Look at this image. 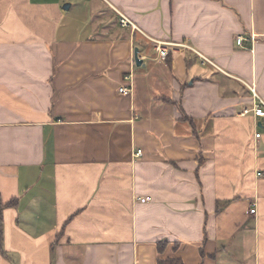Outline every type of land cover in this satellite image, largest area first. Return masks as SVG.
I'll return each instance as SVG.
<instances>
[{"label":"crops","instance_id":"obj_1","mask_svg":"<svg viewBox=\"0 0 264 264\" xmlns=\"http://www.w3.org/2000/svg\"><path fill=\"white\" fill-rule=\"evenodd\" d=\"M253 86L264 0H0V264H264Z\"/></svg>","mask_w":264,"mask_h":264},{"label":"built area","instance_id":"obj_2","mask_svg":"<svg viewBox=\"0 0 264 264\" xmlns=\"http://www.w3.org/2000/svg\"><path fill=\"white\" fill-rule=\"evenodd\" d=\"M119 14V23L121 24V26L123 27H132L133 29L136 28V25L132 22V20L130 18H128V16H126L124 13L122 12H118ZM255 38L254 35H252V40ZM245 40V38L243 36H238V44H243V41ZM156 43L155 49L158 52L159 57L161 58H166L168 56V54L170 53L171 50V44L166 43V42H162V41H157V40H153ZM179 46H183V44L179 43ZM204 61L208 60L206 57L203 56ZM252 92L254 94V97L257 99L255 104L253 105L252 108H244V110L242 111V115L249 113L250 111L254 114V116L256 117H264V100L258 96L255 87L253 86L252 88ZM120 91L122 93H127L129 92V89L126 87H121ZM256 138L260 137V133H256L255 134ZM142 154V150L138 149L137 150V155ZM257 175L259 177H264V171L259 170L257 172ZM148 198L144 197L142 198V201H146ZM251 213H254L256 211V208H251L250 209Z\"/></svg>","mask_w":264,"mask_h":264},{"label":"trees","instance_id":"obj_3","mask_svg":"<svg viewBox=\"0 0 264 264\" xmlns=\"http://www.w3.org/2000/svg\"><path fill=\"white\" fill-rule=\"evenodd\" d=\"M184 117L186 119H191L190 116H188V115H184ZM166 246H167V241L159 242V244H158L159 252H161V253L164 252ZM158 264H185V263L183 262V260L180 257L172 256V257H167V258L160 257L158 259Z\"/></svg>","mask_w":264,"mask_h":264},{"label":"water","instance_id":"obj_4","mask_svg":"<svg viewBox=\"0 0 264 264\" xmlns=\"http://www.w3.org/2000/svg\"><path fill=\"white\" fill-rule=\"evenodd\" d=\"M135 60L138 65L142 64V60L139 58L138 55V48L135 49Z\"/></svg>","mask_w":264,"mask_h":264}]
</instances>
